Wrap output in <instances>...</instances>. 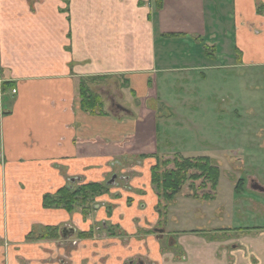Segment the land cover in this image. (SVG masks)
I'll list each match as a JSON object with an SVG mask.
<instances>
[{
    "label": "crops",
    "instance_id": "crops-1",
    "mask_svg": "<svg viewBox=\"0 0 264 264\" xmlns=\"http://www.w3.org/2000/svg\"><path fill=\"white\" fill-rule=\"evenodd\" d=\"M163 1L155 10L148 0H0V83L13 81L15 88L0 116V264H125L133 257L154 264H264V231L253 238L230 237L233 229L247 235L230 226L212 227L221 238L208 235L215 231H174L171 245L151 233L126 243L90 230L109 222L133 235L154 224L159 215L147 173L128 179L143 190L141 202L119 188L109 213L100 206L84 218L42 206V196L70 177L103 181L142 155L145 166L155 164L157 114L146 103L157 98V77L171 72L185 84L189 70L201 69L192 60L180 66L175 57L183 49L174 42L219 48L218 35L231 30L235 62L264 66V0H231L230 11L228 0ZM247 35L256 37L252 60L236 45ZM88 76L125 80L116 102L123 111L111 112L106 102L105 114L84 112L76 87ZM66 226L75 231L67 238L42 237L47 227Z\"/></svg>",
    "mask_w": 264,
    "mask_h": 264
},
{
    "label": "rangeland",
    "instance_id": "rangeland-1",
    "mask_svg": "<svg viewBox=\"0 0 264 264\" xmlns=\"http://www.w3.org/2000/svg\"><path fill=\"white\" fill-rule=\"evenodd\" d=\"M213 6L216 9L220 7L216 2ZM227 7L230 11L231 0H228ZM228 19L230 20V17ZM230 32L231 30H226L225 36L218 35L219 48L214 52L208 49L207 54L203 51V41L199 43L193 39H184L174 42L175 46L179 47L177 51L183 49L180 54L182 58L175 57L180 66L192 60V63L197 64L196 68L201 69L189 70V75H185L188 76L185 84H180V79L174 80V73L161 74L156 81L157 98L146 103L157 114L155 122L158 131L155 133L157 142L154 159L161 161L176 156L209 157L220 170L215 190H209L207 187L204 192H209L208 196H202V190L198 191L197 196H193L194 192L186 184L176 197L168 201L157 196V190L150 184V179L148 184L152 190L151 195L155 198L154 208L159 215L154 224L147 222L148 228H138L133 235L127 234L116 224L106 222L109 220L104 221V225H93L90 230L114 233V236L123 242L126 240V243L132 236L139 240L140 235L151 233L156 235L162 244L172 240L174 231H215L212 228L214 226H230L247 234L239 235V231L233 229L230 237L253 238L263 234L264 192L254 189L253 186L258 184L261 188L264 187V66L256 68L252 65L237 64L235 57L230 53L229 46L233 42ZM255 40L253 35H247L244 40L238 39L236 45L242 47H238L241 51H245L242 56L244 59L256 58L252 50ZM262 56L264 57V54ZM184 73L181 72L182 77H185ZM122 82V79L109 76L103 78L99 84L90 86L97 92H102L100 95L105 100L104 103L110 104L123 99ZM161 82L164 84L159 85ZM168 82L170 85H167ZM10 94L11 91L6 96L0 93V113L9 108ZM131 100L133 105H142L139 99ZM132 111L135 113V109ZM144 160L140 157L128 158L123 161L124 171L115 167L113 171L108 172L103 180H114L109 184L107 193L96 197V206H104L106 213L107 209L115 207L113 202L121 195L118 193L119 188L138 196L141 202L143 190L130 185L128 179L139 176L143 180L145 173L150 174L151 167L145 166ZM80 180L74 178V182L70 184L77 186L82 183ZM198 184L199 182H196L195 185ZM103 197L105 200H100ZM132 201V198H126L127 205L132 204ZM208 235L213 238L226 236L220 233V229ZM262 236L264 237V234ZM176 252L178 254L177 250ZM139 259L141 258L133 257L132 264H138Z\"/></svg>",
    "mask_w": 264,
    "mask_h": 264
},
{
    "label": "trees",
    "instance_id": "trees-1",
    "mask_svg": "<svg viewBox=\"0 0 264 264\" xmlns=\"http://www.w3.org/2000/svg\"><path fill=\"white\" fill-rule=\"evenodd\" d=\"M163 0H148V3H153L155 10H159L163 6ZM204 52L207 54L208 49L212 52L216 51V46L211 47L203 44ZM103 76L96 77H81L78 79V95L80 108L87 113L94 115H102L107 113L105 108L102 93L97 92L96 89L91 88L90 84H99ZM92 81V83H91ZM122 86L126 87L127 82H122ZM14 88L13 81H3L0 83V93L6 96ZM117 112L122 110L117 109ZM4 113V112H3ZM0 113V116L3 114ZM125 114L127 112L125 111ZM142 155L140 158H143ZM219 167L214 164L207 156L195 157H171L161 161H156L150 168L151 183L157 190L160 198L171 200L176 197L182 188L188 184V188L193 191V196H197L198 191L202 190V196H208L209 192H204V188L214 191L220 177ZM199 182L198 185H195ZM60 186L56 191L45 193L42 196V206L45 208H62L65 212L80 211L84 218L90 215L96 209V197L105 194L109 190V185L104 181L96 182L90 181L81 183L79 185L70 184ZM108 213L110 212L109 209ZM159 211V210H157ZM42 237H57L56 227H47L44 230ZM85 235L87 233H81ZM109 234H114L110 233Z\"/></svg>",
    "mask_w": 264,
    "mask_h": 264
},
{
    "label": "flooded vegetation",
    "instance_id": "flooded-vegetation-1",
    "mask_svg": "<svg viewBox=\"0 0 264 264\" xmlns=\"http://www.w3.org/2000/svg\"><path fill=\"white\" fill-rule=\"evenodd\" d=\"M13 91V90H12ZM12 91H11V93H12ZM100 91V90H99ZM100 93H102V92H100ZM110 105V111L111 112H117V111H115L116 110V107L118 106V108L120 109L121 107L114 101V103H110L109 104ZM117 108V109H118ZM122 109V108H121ZM123 111V110H122ZM164 158H166V157H164ZM168 158H171V157H168ZM74 178L75 177H70V180L68 179V181L67 182H74ZM104 182H106L107 184L106 185H109V184H111V183H108V181H110V180H103ZM96 182H101V181H96ZM82 183H85V182H82ZM110 186V185H109ZM96 208H98V206H96ZM113 208V207H112ZM111 208V209H112ZM95 210V209H94ZM110 210V209H109ZM75 212V211H74ZM69 213H71V212H69ZM117 226V225H116ZM57 228V227H56ZM64 229H68V231H63ZM75 231H74V228H72V227H63L62 229H60L59 231H58V229H57V237L56 238H58V237H62V238H67V235H69L70 233H74ZM76 234H77V231H76ZM54 239V238H53ZM139 262H138V264H148L147 262H149V263H151V264H153L151 261H149V260H147L146 258H141V259H139L138 260ZM144 261H146V263L144 262ZM132 264V263H130V262H128V261H126V263L125 264Z\"/></svg>",
    "mask_w": 264,
    "mask_h": 264
},
{
    "label": "water",
    "instance_id": "water-1",
    "mask_svg": "<svg viewBox=\"0 0 264 264\" xmlns=\"http://www.w3.org/2000/svg\"><path fill=\"white\" fill-rule=\"evenodd\" d=\"M0 157H1V153H0ZM113 180H114V179L112 178L110 181H108V183H112ZM253 188H254V189H257V190H259V191L264 192V187L261 188V186L258 185V184H255V185L253 186ZM63 231H68V229H64Z\"/></svg>",
    "mask_w": 264,
    "mask_h": 264
},
{
    "label": "built area",
    "instance_id": "built-area-1",
    "mask_svg": "<svg viewBox=\"0 0 264 264\" xmlns=\"http://www.w3.org/2000/svg\"><path fill=\"white\" fill-rule=\"evenodd\" d=\"M15 90H13V92H14Z\"/></svg>",
    "mask_w": 264,
    "mask_h": 264
}]
</instances>
